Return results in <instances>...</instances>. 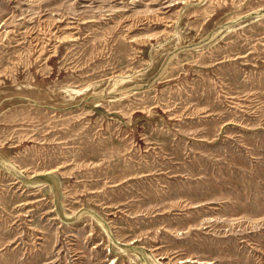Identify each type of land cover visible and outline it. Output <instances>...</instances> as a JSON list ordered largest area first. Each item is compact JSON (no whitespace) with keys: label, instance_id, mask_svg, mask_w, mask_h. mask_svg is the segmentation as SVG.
<instances>
[{"label":"rangeland","instance_id":"rangeland-1","mask_svg":"<svg viewBox=\"0 0 264 264\" xmlns=\"http://www.w3.org/2000/svg\"><path fill=\"white\" fill-rule=\"evenodd\" d=\"M0 264H264V0H0Z\"/></svg>","mask_w":264,"mask_h":264}]
</instances>
